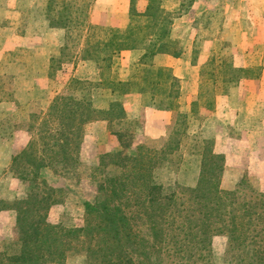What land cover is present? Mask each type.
<instances>
[{
	"label": "trees",
	"instance_id": "obj_1",
	"mask_svg": "<svg viewBox=\"0 0 264 264\" xmlns=\"http://www.w3.org/2000/svg\"><path fill=\"white\" fill-rule=\"evenodd\" d=\"M55 1L49 2V14L54 12L49 7ZM82 2L83 7L64 2L69 6H64L61 16L58 11L55 17L51 15L49 20L54 22L51 26L67 28L73 22L69 16L74 12L79 13L75 17H84L79 23L87 22L89 1ZM172 25L173 19L169 18L162 1L149 0L143 13L131 9L130 23L125 29L89 26L84 53L96 65L99 79L96 82L74 79L70 89L80 91L81 97H57L41 123L42 130L37 135L39 144L31 143L21 159L14 162L21 164L24 160L33 168L35 178L47 168L61 174L73 169L85 126L98 120L109 123L124 120L122 97L128 94L158 90L168 104L161 101L155 107L176 111L174 130L161 151L140 145L135 156L119 164L113 162L122 168V174L106 176L103 197L96 203H85L83 228L66 229L48 222L50 209L59 201L55 189L42 180L39 183L42 189L36 185L26 199L2 208L16 211L20 240L4 246L12 251H0V264H65L68 253L74 250L73 241L79 242L81 238L89 242L87 252L95 264H163L161 256L169 255L171 248L188 261L195 257L205 261L212 254V238L220 234L228 236L238 264H264V227L256 224L264 222V209L259 206L264 202V195L255 203L245 200L237 191L221 188L225 156L215 152L213 141L200 140L193 147L200 155L199 177L194 185L176 181L166 188L167 185L161 183L160 170L172 166L181 170L186 166L181 140L188 136L191 114H199V101L205 97L201 108L214 107L213 96L206 97L208 92L200 87L191 114L181 112L180 80L171 70L150 64L157 54L181 55L171 37ZM98 33L105 38L96 40ZM139 48L145 49L140 61L142 68L134 77L122 80L115 70L117 59L122 52ZM216 62L217 58H213L208 66L215 67ZM220 68L224 89L237 86L242 80H260L263 72L261 66L237 69L231 61L227 64L225 60ZM201 81L205 83L203 76ZM217 84L219 86L216 77L212 85ZM93 90L107 97L105 107L95 106ZM1 95L0 84V102ZM51 124L57 128L53 130L49 127ZM39 152L42 157L38 156Z\"/></svg>",
	"mask_w": 264,
	"mask_h": 264
},
{
	"label": "rangeland",
	"instance_id": "obj_2",
	"mask_svg": "<svg viewBox=\"0 0 264 264\" xmlns=\"http://www.w3.org/2000/svg\"><path fill=\"white\" fill-rule=\"evenodd\" d=\"M88 1V9L85 8L88 15L87 22L84 21V24L79 23L84 20V17H75V15L79 14L77 12L71 13L69 17L73 18V22L67 28L60 29L61 38H64L62 46L59 43V46L55 47L53 38H47L42 35L47 27H52L51 24L54 23L53 20L49 19H52V16L55 17L57 11L61 16L64 6H69L68 4H63L64 2L70 5L74 4L76 7H83L85 4L82 0H56L49 7L50 11H54L51 14L48 13L50 0H0V52L5 45L13 47L16 44H21V39L26 36L31 27H37L42 36L41 39L31 38L26 40L25 48L19 47L13 52L6 53L0 63L1 97L3 98L0 103L6 104L3 109H0V162L5 161L0 165V210L5 206H11L17 201L26 199L31 189H35L36 185L42 189V184H39L42 180L55 189L56 198L59 201L50 209L48 222L66 229L83 228L86 224L85 203H96L103 197V183H105L106 176L118 177L122 174V168L113 162H118L119 164L135 156L140 145H145L151 150L161 151L165 148V144L172 135L177 121L176 115L174 125L168 131L167 137L158 141L149 140L145 136H138V130L142 129L144 125L141 118L137 120L126 117L124 120L109 123V133L114 135L119 141L117 146H111L107 152L99 146L102 142H106L107 138L86 143L87 127L93 123L91 122L84 128V136L78 151L75 167L68 171H62L63 174L47 168L41 171L38 178H35L33 168L24 160L21 164L14 162L15 159H21L22 153L27 151L31 143L39 144L37 135L42 130L41 123L46 118L45 114L48 113L50 105L57 97H81L80 91H72L70 89L74 79L71 78L69 81L65 79L69 75L70 64L74 61L77 62V60L79 63L86 62V65H82L79 75L86 73L85 75H89L94 79L97 67L92 61L87 59V55L84 53L89 35V32H87L89 26L97 25L104 28L125 29L130 23L131 9L138 13H143L149 2V0H131L129 13L126 14L127 18H122L119 13L116 19L112 16L103 18L93 16L97 0ZM160 1H162L163 8L169 14V18L173 19L171 31L173 30L174 34L171 37L177 43L178 51L183 54L186 46L190 49L191 44H186H189L191 39L194 42L193 51L190 52L191 56L195 62L200 63V56L207 48L206 53H209V57L207 59L204 58L205 62L202 65L200 64V78L202 80L203 76L205 83L200 81V87H204V92H208L206 97L213 96L214 98V107L211 110L201 108L205 101L204 97L199 101V114L193 115L191 114L192 107L198 100L199 94L193 98L189 94L188 97H181L183 85L180 81L179 110L192 115L188 136L183 140H181V136L179 137L183 145L182 153L186 159V166L181 170H178L176 166L167 168L164 171L160 170L161 183L167 185L166 188L171 182L176 181L182 185H194L199 177L200 155L196 153L193 147L194 145L197 146V142L200 140L213 141L214 149L216 145L219 152L225 150L230 156L228 159L225 156L221 188L226 191H237L241 194V197H245V200L249 199L255 203L259 202L260 196L264 195L263 106H259V111L253 116L244 117L243 114H238L239 116L236 117L235 122H224L222 129L216 133L213 132L209 122L208 126L206 123L214 118L213 112H216L217 102L222 96L235 95L233 100H235L236 106L240 95L244 98L245 94L262 92V88H264L261 83L256 81L255 83H248L250 81L242 80L239 85L224 89L223 80L221 79L223 71L220 68V63H223V60L227 64L230 61L232 62L231 56L237 55V53L240 54L242 46L241 36L239 35L240 28L235 29V21L230 20L228 17L230 15L229 12H247V6L242 5L246 2L244 0L241 4L242 0ZM109 6L113 7L109 2L101 5L102 9L106 11L109 10ZM124 9L125 5L120 6L121 11ZM59 15H57V18ZM75 19H78V21ZM231 23L234 27L233 31L230 27ZM104 38L105 35L101 33L96 36V40H103ZM214 40H217V44H214ZM135 52L136 54L132 58L124 56L123 59L126 66L120 65L122 77L128 76L129 71L130 77H134L142 68L143 65L139 61L134 65V60H140L145 54V49L139 48ZM49 57H52L49 73H52L54 82H51L50 85H45L46 90H40L41 88H37L36 83H33V78L39 69L44 70V67L39 66L38 62L47 64ZM213 58H217L215 67L212 65L208 66ZM54 59L55 62H53ZM57 61H61L62 64H56ZM128 61H130V66H127ZM62 66H64L65 70ZM211 73L214 77H212ZM121 76L119 75V78ZM216 77L219 86L217 84L214 87L212 82ZM82 81L96 82L97 80ZM41 87L43 88V86ZM16 94L18 101L15 98ZM93 98L97 108L105 107L107 97L103 93L93 90ZM162 98L163 94L158 93V90H149L141 99V102L144 105L150 104L155 107V104H159L161 101L166 103V100ZM7 103H13V105L10 107ZM185 105H189L190 109L182 110ZM235 106L232 108L234 113H236ZM229 119L234 120L233 117ZM256 126H259L260 136L249 133V129ZM49 127L53 130L57 128L53 124ZM212 137L217 139L215 140ZM25 144H27L26 147ZM87 152L89 154L84 156ZM38 156L42 157L40 152ZM1 201L6 204H2ZM261 205L263 206L261 208L264 209V202L259 204V206ZM16 222L13 226H2L0 224V251L11 252L12 249H6V247L20 240ZM256 224L264 227L263 221H257ZM82 239L84 238H81L79 242L73 241L74 250L68 253V259L65 264H95L90 260L87 252L89 242H83ZM211 249L212 254L205 261H200L197 257L188 261L182 254H177V250L171 248L169 255L163 254L161 256L162 263L238 264V259L235 257L236 251L231 249L230 241L226 234L214 236L211 241Z\"/></svg>",
	"mask_w": 264,
	"mask_h": 264
},
{
	"label": "crops",
	"instance_id": "obj_3",
	"mask_svg": "<svg viewBox=\"0 0 264 264\" xmlns=\"http://www.w3.org/2000/svg\"><path fill=\"white\" fill-rule=\"evenodd\" d=\"M243 1L244 0L241 1V4ZM105 2H109L111 5H113V7L109 6L110 8L108 11L103 10L101 7V5H103V3ZM245 2L246 3L242 5L247 6V12H239V13L235 11L229 12L230 15L228 16L230 20L235 21L234 24L235 29L240 28L239 35L241 36V44H242L240 48L241 53L240 54L237 53V55L236 54L232 55L233 57L231 56V60L236 68H251V67L261 66L263 68V75L261 79L256 82L261 83L264 86V0H245ZM130 3L131 0H97L94 6L95 11L93 12V16H97V18L112 16L117 19V16L120 13L122 18H125L126 14L129 13ZM122 5H125V9L123 11L120 10V6ZM230 27L233 31L234 27L232 23L230 24ZM60 32L61 30L59 28H52L48 26L44 34L42 35L46 36L47 38H53V43L55 44L54 46L57 47L59 46V43H61L62 46V41H64L63 40L64 38L63 37L61 38L62 33ZM173 34L174 32L172 30L171 35L173 36ZM31 38L33 39L42 38L37 27L30 28L26 36L21 39L22 41L21 44H16L13 47H9L8 45H5L4 49L0 52V63L3 60V57L5 56L6 53L13 52L17 50L19 47L25 48L26 40H30ZM213 42L214 44H217V40H214ZM193 43L194 42L191 41L190 39L189 44H186V45L191 44L190 49H188V46H186L184 53L183 54L181 53V55L179 56H173L171 54H157L156 56L153 57L152 61H150V64L154 65L155 67L166 68L171 70L173 76H175L181 81L183 85V87L181 88V97L182 96L188 97L189 94V96H192L193 98L196 97L197 94H199L200 81H201L200 64L202 65L203 62H205L204 58L207 59L209 57V53H206L207 48H205V51L200 56L201 62L200 63L195 62L190 53L193 51ZM135 51L136 50L124 51L121 54V56L117 59L115 64V70L117 74L121 76L120 65H122L123 67L126 66V63H124L125 60L123 59L124 56L128 58H132L133 55L135 56L136 54ZM138 61L140 63L141 59L140 60L137 59V61L134 60V65L136 62L138 63ZM53 62H55V59L53 60ZM46 63L47 64H45V62H38L39 66L44 67L43 68L44 70L39 69V71L36 73V76L33 78L34 79L33 83L34 84L36 83L37 88H41L40 90H46L44 86L50 85L51 82H54L52 80L53 76L51 75V73H49V68L51 67L52 64V57H49ZM83 64L86 65L87 63L86 62L79 63L78 60L77 62L74 61L73 63H71L69 69V75L65 79L67 81L71 80V78L73 79L77 78L79 80H94V81L98 80L99 71L97 69L95 70L97 71V73L94 79L89 75H85L86 73L79 75ZM129 64L130 61H128L127 66ZM62 67L64 69V66ZM130 76L131 75L129 71L128 76L125 77L121 76V78H123L122 80H128L129 78H131ZM248 83H255V81H250ZM41 86H43V88ZM144 96L145 94H138V93H133L123 96L122 103H123V108L125 110V115L127 118L130 119L132 118L137 120L139 118L143 119L144 125L142 129L138 130V134H139L138 136H143V137L145 136L149 140H154V141L164 139L167 137L168 131L174 125L175 117L177 114L174 113V111L172 110L157 109L156 107L150 104L144 105L143 102H141V99ZM234 97L235 95H230V96L227 95L219 98L216 106V112H213L214 118L206 122L207 126H208V122L212 126L214 133L222 129L223 125L225 124L224 122L233 123L235 122L236 117L239 115L243 114L244 117L253 116L254 114H257V112L259 111V106H263L264 108V88H262V92L247 93L244 95V98L242 95H240V97L238 98L239 102H237L236 106L234 103L235 100H233ZM15 98L18 101L17 94L15 95ZM7 104L10 107L13 105V103H7ZM4 106H6L5 103H0V109H3ZM233 106H235L236 108V113H234L232 110ZM184 109L189 110L190 106L185 105V107H183L182 110ZM230 117H233L234 120L229 119ZM258 127L259 126H256L255 128H250L249 133L254 134L256 136H260V130H258ZM263 133H264V127H263ZM86 137H87L86 143L94 142L95 140H100L101 138H107L106 142H102L101 144H99V146L103 148L105 152H107L111 146L114 147L117 146L118 145L117 142L119 141L115 138L114 135L109 133V122L105 120H99L90 124L87 127ZM216 139L217 138H215V140ZM27 144H25V147L27 146ZM215 152L217 154L226 156L227 159L230 157L228 152L225 150L219 152L216 148V145H215ZM88 154L89 152L85 153L84 156H87ZM4 162L2 161V163ZM2 163L0 162V165ZM16 221H17V213H15V210L4 209L0 211V222H1L0 224L2 226H13Z\"/></svg>",
	"mask_w": 264,
	"mask_h": 264
}]
</instances>
